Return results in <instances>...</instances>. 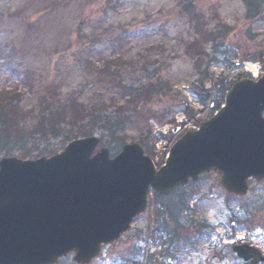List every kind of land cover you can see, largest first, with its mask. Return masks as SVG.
Segmentation results:
<instances>
[{
    "label": "rangeland",
    "instance_id": "374dc122",
    "mask_svg": "<svg viewBox=\"0 0 264 264\" xmlns=\"http://www.w3.org/2000/svg\"><path fill=\"white\" fill-rule=\"evenodd\" d=\"M259 1L253 15L243 0H0V95L16 96L24 116L18 123L23 145H9V155L50 156L87 128L99 137L97 148L107 147L111 154L125 143H141L145 153L164 155L184 131L213 116L224 87L246 73L252 77L246 62H255L261 75L264 0ZM107 61L114 84L149 80L158 85L157 94L124 106L128 97L122 89L100 75ZM72 99L105 108L103 116L113 121L118 119L114 105H122L129 120L119 138L98 123L72 119ZM176 121H182L181 130L172 134ZM160 128L168 135L154 144ZM248 187L247 195L234 197L211 172L181 191L189 194L188 205L196 204L180 222L204 221L212 234L180 242L167 263L209 264L213 220L228 240L254 233L264 249V181H250ZM155 209L150 196L146 211L115 245L104 247L96 264H147L146 252L162 242L154 234L160 228ZM220 249L217 264H243L228 245ZM159 252L154 264L161 260Z\"/></svg>",
    "mask_w": 264,
    "mask_h": 264
},
{
    "label": "water",
    "instance_id": "95a60500",
    "mask_svg": "<svg viewBox=\"0 0 264 264\" xmlns=\"http://www.w3.org/2000/svg\"><path fill=\"white\" fill-rule=\"evenodd\" d=\"M263 112L264 75L233 83L224 107L184 133L158 170L139 143L123 145L114 157L105 147L94 152L96 136L48 157L1 158L0 264H54L69 253L90 264L144 212L150 191L168 195L211 171L224 191L246 195L249 180H264ZM232 249L250 264L264 261L245 244Z\"/></svg>",
    "mask_w": 264,
    "mask_h": 264
},
{
    "label": "trees",
    "instance_id": "16d2710c",
    "mask_svg": "<svg viewBox=\"0 0 264 264\" xmlns=\"http://www.w3.org/2000/svg\"><path fill=\"white\" fill-rule=\"evenodd\" d=\"M247 6L248 12L255 15L256 11L260 5L259 0H243ZM258 60L259 59H251ZM100 75L104 76L105 81L109 82L106 78L108 77L112 82L110 84L117 85L119 89H122V94L125 97H128L125 101L124 106H129L136 104L138 100H148V98L157 94V84L151 83L149 80L146 83L139 82L137 85L133 83L126 84L118 81L114 84V74H113V65L110 61L104 63L102 69L100 70ZM125 82V81H124ZM116 87V86H114ZM229 86L224 87L221 91L220 100L222 102L225 91ZM3 93L0 95V154L9 155L11 152L9 145L22 144L24 141H21L22 138V129L19 128V122L23 117L19 111L18 99L15 97L8 98V95ZM15 94V93H14ZM17 95V93H16ZM219 101L216 103L215 107L219 108ZM70 107L73 111L72 119L79 121L85 120L90 126H95L97 123L100 124L103 128H106L111 137L117 136L119 138V133L125 129V124L128 123L129 118L125 117L122 112V105H114L116 110V115L118 119L113 121L112 119L103 116V111L105 108H97V105L90 102H78L74 99L70 101ZM105 106V103L103 104ZM48 112H50L48 110ZM82 119V120H80ZM91 130L88 128L86 130L80 131L79 136H89ZM117 144H121L118 139H114ZM185 188H177L169 196H157L153 197V204L155 205V217L156 220H160L159 229H155L154 234L158 235L162 240V243L166 245L165 254L171 255L169 252L172 248L179 245L180 242L184 241L185 243L190 242L191 237L194 236L196 240H201L202 238L207 237L210 234V229L204 222H193L185 226L180 222L179 216L188 208L187 198L188 195L184 191ZM181 192V194H180ZM149 263L153 262L152 257H149ZM151 264V263H150ZM160 264V263H159Z\"/></svg>",
    "mask_w": 264,
    "mask_h": 264
},
{
    "label": "bare ground",
    "instance_id": "6f19581e",
    "mask_svg": "<svg viewBox=\"0 0 264 264\" xmlns=\"http://www.w3.org/2000/svg\"><path fill=\"white\" fill-rule=\"evenodd\" d=\"M244 68H245V70L251 72L254 76L257 74L258 66L255 63L246 62L244 64Z\"/></svg>",
    "mask_w": 264,
    "mask_h": 264
}]
</instances>
